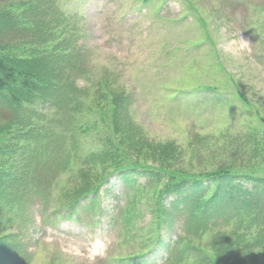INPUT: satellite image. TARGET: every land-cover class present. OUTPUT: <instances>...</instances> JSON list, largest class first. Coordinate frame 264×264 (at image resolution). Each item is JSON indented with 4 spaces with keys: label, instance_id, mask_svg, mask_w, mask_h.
<instances>
[{
    "label": "rangeland",
    "instance_id": "rangeland-1",
    "mask_svg": "<svg viewBox=\"0 0 264 264\" xmlns=\"http://www.w3.org/2000/svg\"><path fill=\"white\" fill-rule=\"evenodd\" d=\"M140 1L102 0L91 4L85 12L84 34L75 35L72 41L87 77V81L76 77L74 84L86 91L78 102L69 105L77 109L72 113L76 118L73 132L66 138L52 139L49 147L56 149L67 142L81 159L72 158L69 169L59 170L49 181L44 194L49 211L64 212L66 205L61 203L66 195L85 192L73 193L72 187L89 182L96 186L104 177L109 179L128 167L144 168L145 177L156 172L152 193L147 189L149 179L143 178L141 181L146 182L142 187L135 186L139 191L131 195L138 198L132 208L134 216L145 221L158 204L160 190L175 179L187 181L226 171L264 178V11L253 15L264 0H244L260 3L256 7L240 0ZM57 3L71 12L82 8L72 0L66 6L65 0ZM152 13L157 16L154 21ZM245 31L251 33L244 36ZM58 42L54 41L56 45ZM22 50L16 40L7 49L20 56ZM258 51L261 60L255 58ZM71 71L63 69L62 74ZM213 88L217 96L204 94ZM116 98L119 103H115ZM118 104L125 106V113L117 120ZM120 115L118 112L117 117ZM76 170L83 171L84 176ZM6 174L11 177L12 171ZM138 180L132 172L133 185ZM118 188L122 189L121 181ZM109 190L101 196L109 215L102 222L90 218L79 225V237L87 248L75 252L72 264H116L118 256L137 253L156 239L153 225V235L144 228L143 240L138 237L123 244L121 229L112 220L116 206L125 203L124 194ZM37 210L36 206L27 211L24 224L13 221L3 236L0 233L8 264H66L53 260L58 249L71 257L68 240L43 224ZM80 214L95 216L97 212ZM63 224L65 220H61L60 229ZM135 228L127 225L129 233ZM242 233L236 234L244 239ZM217 235L201 230L182 234L180 244L188 241L187 246L195 248L200 258L179 254L166 264H264V246L245 247L247 242L233 253L224 248L223 255L218 256ZM14 240L25 248L23 258L15 255ZM154 249L148 255L149 264H164L165 248Z\"/></svg>",
    "mask_w": 264,
    "mask_h": 264
},
{
    "label": "trees",
    "instance_id": "trees-1",
    "mask_svg": "<svg viewBox=\"0 0 264 264\" xmlns=\"http://www.w3.org/2000/svg\"><path fill=\"white\" fill-rule=\"evenodd\" d=\"M257 5L258 4L254 5V7H256ZM30 8L34 9L37 8V6L31 5ZM258 10H260L261 12L264 11V4L258 8H255L253 15ZM60 18L61 17L55 18L54 13H50L48 17L43 15L42 19L44 21H47L48 25H53V27H55L56 29L57 25L61 23ZM43 20L35 18L33 22H30L24 20L19 16H9L8 18L0 22V107H11L16 96L19 93H23L25 90H27L29 93L36 94L35 91L39 90L42 84H44L45 86L53 85V89L51 91L44 90L43 92L46 97L54 99L61 91V89H55L57 87L54 86H56L55 83L59 84V80L64 79L62 70L70 69L75 71V69H77L81 72L78 64L72 65L73 60L66 61L65 59H61L57 49H40L35 46V44H37L35 43V41H31L29 44L26 41L24 42L26 46L28 44V48L22 50V56H19L15 52L7 51V49H5L4 45L7 43V36H11L12 34H14L16 37L24 38L35 36V39L37 40L54 41L59 38L63 39V37L67 38L65 34L68 33L71 25L69 21L65 23V29H67V31L62 32L61 30H53L50 33H47L46 29L44 30L42 26L44 24ZM63 40L64 44H66V40ZM29 135L36 137V133L34 132ZM25 136H28V133L23 134L20 137L23 138ZM17 141L13 146L7 147V149L0 151V154H3L4 157L7 154H10L8 159H5V161H0V180L3 179V170L7 167H11L13 162H15L16 160L15 158H17V154H19L17 153V149H19ZM12 149H14V151H12ZM34 156H37V154L35 153L27 155V160H35L36 158H34ZM3 159L4 158H2V160ZM245 179L250 181L251 177H246ZM240 182L238 178L232 177V183L238 185L240 184ZM255 184L264 186V179L256 180ZM197 187H199V184L193 183L190 185L189 191ZM1 189L2 188L0 187V200L5 198V195L1 192ZM150 190L153 191V183ZM163 192L165 191L160 190V198ZM186 200V196H184L182 199H177V201L173 204V207L177 208L182 203L185 204ZM261 201L262 203H264L263 200ZM163 210L168 212L169 217L166 221V224L169 229H172L176 222L175 215H172L173 210L166 207H164ZM158 218L159 223H163L166 220L165 215H159ZM132 219V216L124 214L123 212H120L119 214V221L121 223H126L128 221H131ZM157 226L158 228H161L160 225L157 224Z\"/></svg>",
    "mask_w": 264,
    "mask_h": 264
}]
</instances>
